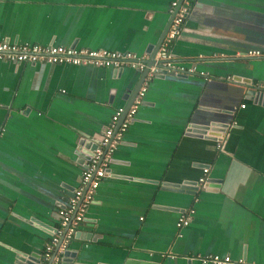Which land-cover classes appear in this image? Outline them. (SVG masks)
I'll use <instances>...</instances> for the list:
<instances>
[{
  "label": "crops",
  "instance_id": "0c3cea01",
  "mask_svg": "<svg viewBox=\"0 0 264 264\" xmlns=\"http://www.w3.org/2000/svg\"><path fill=\"white\" fill-rule=\"evenodd\" d=\"M170 2L0 0V41L131 52L152 66ZM171 51L194 72L149 82L62 264H264V0H197ZM141 79L131 67L0 60V264L39 260L79 185V140L98 139Z\"/></svg>",
  "mask_w": 264,
  "mask_h": 264
},
{
  "label": "built area",
  "instance_id": "2783aa9c",
  "mask_svg": "<svg viewBox=\"0 0 264 264\" xmlns=\"http://www.w3.org/2000/svg\"><path fill=\"white\" fill-rule=\"evenodd\" d=\"M197 0H171L169 11L172 19L169 28L157 50L152 66L146 63L145 57L131 52L107 50H90L63 46H41L11 44L0 41V60L18 63H69L73 65H94L110 67L115 70L131 67L143 72L147 70L132 103L128 108H117L98 138V145L84 159V168L80 175L78 187L69 198L67 204L60 210V222L46 243L42 255L35 264H62L71 240L74 238L79 225L85 220L89 206L94 201L95 193L101 180L110 174V164L114 152L123 142L124 134L135 121L139 106L144 101L149 82L159 73H174L188 75L194 72L192 68H184L174 64L171 48L181 34L182 27ZM246 56H260L261 52L252 50ZM256 90L264 93V84H254ZM241 108L245 104L240 105ZM190 128V127H189ZM222 138L217 140V147L223 149ZM208 168L203 169L202 176L194 184L196 191L204 189L208 181ZM195 210L190 208L181 212L176 222L178 230L187 227L193 219ZM203 264H244L243 260H232L229 256L207 255L200 257Z\"/></svg>",
  "mask_w": 264,
  "mask_h": 264
},
{
  "label": "water",
  "instance_id": "95a60500",
  "mask_svg": "<svg viewBox=\"0 0 264 264\" xmlns=\"http://www.w3.org/2000/svg\"><path fill=\"white\" fill-rule=\"evenodd\" d=\"M154 57H155V54H152V58L151 59H154ZM146 73H147V70L142 72V79H141V81L138 84V88L140 87V84H141L144 76L146 75ZM138 88L136 89V92H137ZM136 92H135V94H136ZM135 94H133V96H131V98H130L131 102H129L125 106V108H128L130 106ZM207 131H210V126H207V125H201V126L200 125H192V126H190V128H188V132L193 133L194 135H197V136H202V134L206 133ZM97 145H98V139L92 140V139L83 137L82 139L79 140V146H81V148H80V150L77 151V153L81 157L86 158L88 156V154H90L96 148ZM195 183L196 182H194L193 184H195ZM167 186L168 187H174V188H177V189H184L183 187H185V186L173 185V184L172 185L171 184H167ZM193 192H195V189L193 190ZM69 256H70V254H69V252L67 250V252L65 253L63 262H68L69 261L68 260ZM33 259L34 258L32 256L28 257V259H25L24 257L21 258V260L24 262V264H35V260H33Z\"/></svg>",
  "mask_w": 264,
  "mask_h": 264
}]
</instances>
